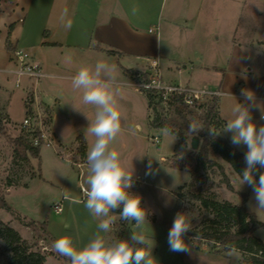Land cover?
Segmentation results:
<instances>
[{"label":"rangeland","instance_id":"374dc122","mask_svg":"<svg viewBox=\"0 0 264 264\" xmlns=\"http://www.w3.org/2000/svg\"><path fill=\"white\" fill-rule=\"evenodd\" d=\"M3 2L0 4V13L12 7L15 0H4ZM184 2L185 0H179L178 9L184 8ZM200 7L199 16L191 20L189 18V22H191L189 25L193 26L192 33L195 36L192 41L186 39L188 48L182 49L189 51L187 58H190L191 61L187 59L186 66L182 64L183 72L181 74H178L177 69H175L169 77L173 82L175 80L177 84L181 83L192 87H202L203 84H207L208 87L213 88L219 83L218 72L212 70L205 73L201 72V66H226L229 69L227 73L230 74L227 82H233L235 76L240 75L249 86L248 90L254 92L255 96H261L264 93L260 91L264 86V11L260 7H264V0H201ZM18 11L17 9L16 12L9 13L0 19L1 42H5L7 38L10 21L15 18L19 19ZM180 24L185 25V22L180 21ZM164 39L166 43L169 42L168 38L164 37ZM14 52L11 56L13 63ZM171 54L177 58L180 55L179 48ZM4 58H6V53L0 52V69L4 67ZM184 58L181 59V62ZM30 60H33L32 55ZM235 60L240 67L233 74V62ZM191 66L195 68L194 72L189 70ZM3 78L4 73L0 72V80ZM23 79L32 81L28 77ZM43 80H40L39 83ZM16 81L18 83L17 76L9 86L12 93H7V96H4L3 91L0 92L1 115L9 118L4 108L6 106L14 124L9 125V118V122L3 120L1 125L3 132L0 136V197L5 198L6 203L12 208V212L0 209V220L18 232L22 239L32 247V251L47 256L48 261L45 264H67L64 258L59 257L52 250V243L62 235H70L79 246H82L96 232L98 224V220L90 215L84 204L80 206L70 204L72 210L68 212L67 209L61 215H57L53 211L54 205L62 201H64V207L67 205L68 202L64 196L69 192L68 190L66 193V188L62 189L61 175L63 171L54 164L56 151L59 150L62 156L64 154H70L72 157L74 155L79 156L78 147L80 144L76 141L64 146L59 145L58 141L53 139L52 145H40L39 158H31L29 162L16 159L14 152L17 146L14 141L17 138L28 136V128L23 127V121L29 116L28 110L32 111L30 114L33 116L32 124L37 126L41 121L45 135L52 137L50 133L51 109L46 104H40L39 111L36 112L33 107L35 99L33 92L27 94L26 91L17 86ZM49 82L54 84L56 88H60L59 93H64V95L62 94L61 108L58 111L56 125L58 133L67 142L74 135H77L76 139L78 137L84 139L89 121L82 112L75 110L73 106L87 112L89 116L94 114V109L81 103V93L72 88L71 80L52 79ZM39 83L35 84L39 85ZM220 90L225 93L220 97V110L225 114L224 119L226 121L231 106L235 103V98L238 102L244 101L243 98L235 96L231 88H226L224 91L223 89ZM239 93L241 91L237 89L236 94ZM25 96H27L26 102ZM117 101L124 118L121 134L112 142L111 147L121 154L129 170L133 166L132 193L141 196V203L148 210L147 220L149 223H145L142 228H136L134 221H126L124 225H121L120 219L116 220L113 224V231L108 234L110 237L113 236L114 229L116 233L122 232V239H127L131 231H143L146 236L155 240L152 254L156 258L157 264H196L195 258L187 260L185 254L170 251L168 232L178 211L191 212L192 215L199 218L193 220V229L199 227L206 218L213 217V214L203 208L199 201L180 200L176 197V193L191 182L190 171L196 170L197 167H199V179L196 187L202 189L204 197L242 205L244 203L241 195H246L247 200L244 205L257 216L259 221L264 223V212L255 213L249 206L250 201L255 203L251 188L247 185L240 188L239 175L220 156L211 155L210 159L219 163L223 167L224 173L218 167H200L197 153L199 148L194 149L191 143L193 136L189 137L186 146L181 143L177 136L173 134L166 136L162 130L152 129L149 126L153 111L149 110L148 99L145 96L135 94L133 89L120 85ZM258 101L264 105V101ZM164 107L171 117H178L177 112L170 109L168 104ZM193 111V114L185 111L188 119L191 122L198 121L204 126L203 111ZM252 116L258 127L264 124L259 109L254 108ZM137 125L140 128L136 127ZM203 131L204 129L199 133ZM221 136L230 138L231 133H221ZM155 137L160 141L158 144L152 139ZM86 138L89 139L90 143L92 142V137ZM26 139L30 142V138ZM237 149L245 153L246 146H240ZM19 150L24 154L22 148ZM149 161H151L150 167ZM144 162L147 165V174L145 175L142 170L144 167L138 165V163ZM81 170L84 174L85 169L83 168L72 169L73 173L69 186L72 196L79 200L83 198V192L78 184ZM185 174L188 175L187 179ZM144 176H146L147 183L142 185L137 181L142 182ZM84 179L83 177L81 179L83 185H85L86 180ZM226 179L231 183L232 190L228 188ZM31 223L37 225L32 226ZM256 235L264 240L263 229L258 230ZM192 243L194 247L198 246L199 250L205 249L215 253L211 247L212 244L207 241L195 239ZM50 251L55 255L50 256ZM219 251L221 252L220 255L231 257L233 264H239L243 258L240 251L231 256L228 252ZM10 258L11 254L0 239V264H8Z\"/></svg>","mask_w":264,"mask_h":264},{"label":"crops","instance_id":"0c3cea01","mask_svg":"<svg viewBox=\"0 0 264 264\" xmlns=\"http://www.w3.org/2000/svg\"><path fill=\"white\" fill-rule=\"evenodd\" d=\"M3 1L0 4L4 3ZM200 1L185 0L184 8L180 10L178 9L179 0H15L12 7L0 13L1 19L9 13L19 10V19L15 18L10 21V26L13 25V28L9 29L5 42L0 40V52L6 53V58L3 60L4 67L0 69V72L4 73V78L0 80V92L3 91L4 96H7V93H12L9 86L15 79L11 73L15 69V64L11 60V56L13 51L19 48L26 49L32 55L33 62L42 68L47 77L44 78L45 82L43 80L39 85L28 79H21L19 85L16 81L17 86L27 94L33 92L34 109L39 111L40 104H46L51 109L50 133L52 139L64 146L74 143L77 141V135L67 142L64 141L56 128L58 111L61 108L62 94L64 95V93H59L60 88H56L49 80H71L80 66L93 65L98 60H105L115 66L118 83L132 90V87L126 85L136 77L131 73L147 75L150 72V62L158 60L164 82L177 84L169 76L175 69L178 74H181L183 72L181 66H186L187 59L191 61L190 58H187L189 51L182 49L188 48L186 39L192 41L195 36L192 33L193 26L189 25L191 23L189 18L191 20L199 16ZM133 7L138 8L135 15L132 13ZM65 9H67V15H64ZM180 21H184L185 25H181ZM69 23L71 27H65ZM164 37L168 38V43ZM177 48L180 50L179 58H175L171 54ZM182 58H184L183 62H181ZM192 63L194 64V62ZM233 63L234 74L240 66L236 60ZM201 68V72L204 73L211 70L218 72L219 83L213 88L223 89V91L226 88H231L234 95H237V89L240 91L249 89L240 75L235 76L233 82H227L230 74L227 73L229 69L226 66L205 65ZM189 70L194 72L195 68L191 66ZM260 91L264 92V86ZM263 95L264 93L261 96ZM4 100L6 102V97ZM218 105L220 117L226 122L225 114L220 110V99ZM4 108L10 118L9 125H14L6 106ZM149 110L151 111L150 108ZM136 127L140 128L139 125ZM225 139L230 141L229 137H225ZM84 141L87 153L91 143L86 137H84ZM79 163L85 169L84 174L83 170L79 172L78 184L82 187L85 185L82 184L81 179L82 177L86 179L88 174L86 157L82 158L80 155L72 157L70 154L62 156L59 150L56 151L54 164L63 171L61 175L62 189L66 188V193L69 190L68 194L64 196L68 203L57 215L64 214L67 209L70 212L72 210L70 204L78 206L84 204L82 201L85 199L74 198L69 188L72 169L77 168ZM138 165L144 167L143 173L147 174L146 163H138ZM137 182L142 185L146 184V176L142 182ZM132 190L131 188L130 191L132 192ZM116 220H119L118 214ZM112 237H116L115 229ZM185 240L192 247L191 254L181 252L182 255L185 254L187 260L195 258L196 264H233L231 257L211 253L205 249L196 250L186 235Z\"/></svg>","mask_w":264,"mask_h":264},{"label":"clouds","instance_id":"9594fccd","mask_svg":"<svg viewBox=\"0 0 264 264\" xmlns=\"http://www.w3.org/2000/svg\"><path fill=\"white\" fill-rule=\"evenodd\" d=\"M260 8L264 11V7ZM137 12L138 8L133 7L132 13L135 15ZM64 15H67V9ZM65 27L70 28L71 24ZM71 84L74 90L81 93V103L94 109V114L89 116L87 112L73 106L88 119L86 137L93 138L86 153L88 174L82 191L84 207L98 220V224L96 232L82 246L72 236L62 235L52 243L51 248L64 257L68 264H157L152 254L155 240L143 231H131L127 239L108 235L113 231L117 210L119 219L134 221L136 228L149 223L148 210L142 205L141 196L130 191L134 183L133 166L129 170L121 154L111 147L121 134L124 118L117 101L120 85L115 76V66L105 60H98L93 65H82L72 76ZM241 96L244 102H238L233 96L235 103L223 128L217 131L214 127H208V131L213 139L221 133H231L230 142L233 146H246L245 168L238 176L240 188L244 185L251 188L255 203L250 201L249 206L255 213H261L264 212V171H261L264 169V124L257 126L252 110L259 109L264 120V105L251 90L242 89ZM204 128L203 124L194 121L189 124L188 131L196 135ZM162 131L166 136L173 134L167 127ZM187 176L185 174L186 179ZM198 219L191 212L178 211L175 214L168 232L170 251L192 253L185 235L193 231V220ZM196 238L194 236L190 240ZM227 247L230 256L239 251L235 245Z\"/></svg>","mask_w":264,"mask_h":264},{"label":"trees","instance_id":"16d2710c","mask_svg":"<svg viewBox=\"0 0 264 264\" xmlns=\"http://www.w3.org/2000/svg\"><path fill=\"white\" fill-rule=\"evenodd\" d=\"M10 28L12 29L13 25ZM131 75L146 77V74L137 72H133ZM148 104L149 108L153 111V117L149 121V126L152 129L163 130L167 127L186 146L188 145L190 136H198L200 138V146L197 151L200 167H218L224 173L223 167L215 160L210 159L211 155H218L231 166L236 174L239 175L243 171L245 168L244 153L240 152L229 140L222 138L220 135L213 139L209 134L208 127H214L217 131H220L225 124L219 114L218 98L210 100L207 106L203 108L202 120L205 128L202 133L196 135L188 131L191 121L188 119L187 114H185V111L193 114V110L182 108L179 102L173 100L168 105L170 109H174L177 112L178 117H171L167 113L162 99L156 94H152L148 98ZM27 114H32V111L28 110ZM3 120L9 122V118L7 116L2 117L0 112V136L3 132V127L1 126ZM36 134L41 135V132L37 130ZM77 141L80 144L78 153L82 158H85L86 143L82 137H78ZM14 142L17 146L14 152L16 159L19 158L25 162H29L31 158L40 157L41 147L32 145L25 137L17 138ZM19 148L24 150V154L20 152ZM261 171H264V169ZM190 173L191 182L182 187L176 193V197L180 200L199 201L203 208L213 214V217L206 218L199 227L194 228L193 231H189L186 236L189 238L196 236L198 237L196 239L199 241L209 242L212 244L211 247L214 249L215 254H220L219 250L228 252L227 246L235 245L243 257L239 264H264V240L256 235L258 230H264V223L259 221L257 216L244 205L247 196L241 195L244 203L242 205H235L229 201L220 202L214 198L204 197L202 189H197L196 187L199 179V167L194 171H190ZM226 181L228 188L232 190L231 183L228 179ZM0 209L12 212V208L6 203L5 198L2 197H0ZM118 212L119 210H117V214ZM125 222L120 219L121 225H124ZM31 224L32 226L37 225L36 223ZM42 226L44 227V225ZM121 234L122 232H117L116 237L121 238ZM0 239L5 243L7 251L11 254L8 264H45L47 261V256L32 251V247L22 239L20 234L2 220H0ZM195 249L199 250V247L195 246ZM49 255L53 256L55 253L50 251ZM66 262L68 264L67 260Z\"/></svg>","mask_w":264,"mask_h":264},{"label":"built area","instance_id":"2783aa9c","mask_svg":"<svg viewBox=\"0 0 264 264\" xmlns=\"http://www.w3.org/2000/svg\"><path fill=\"white\" fill-rule=\"evenodd\" d=\"M13 59L15 69L11 71V73L14 76H17L18 85L24 77L32 79V81L36 84H38L40 80L47 77L42 68L38 64L34 63L33 60H30L31 55L27 50H15ZM149 69L150 72L146 75V77L139 75L127 82L126 85L132 87L135 93L143 95L147 99L150 98L152 94H156L160 99H162L164 105H167L169 102L175 100L176 102H179V105L182 108L197 111L200 110L202 112L203 108L207 106L210 100L214 98L220 99V97L225 94L220 89L211 88L207 85L202 87H192L182 84H166L163 80L162 70L158 60H152L149 65ZM144 85H150V87H144ZM235 96L243 98L241 94H237ZM256 98L264 101V95ZM35 111L38 112V110ZM32 120L33 116L29 115L23 121V127L28 128V136H26V138H30V142L34 146H40L43 144L52 145L53 139L52 137H47L43 132L42 122L40 121L37 126H34L32 124ZM37 130L41 132V135H35ZM152 139L156 144L160 142L157 137ZM77 167L82 168V164H77ZM83 198L85 199L84 194ZM63 208L64 201L54 205L53 211L56 214H60L63 211Z\"/></svg>","mask_w":264,"mask_h":264},{"label":"water","instance_id":"95a60500","mask_svg":"<svg viewBox=\"0 0 264 264\" xmlns=\"http://www.w3.org/2000/svg\"><path fill=\"white\" fill-rule=\"evenodd\" d=\"M191 143H192V147H193L194 149H198L199 146H200V138L197 137V136H194V137L192 138V140H191Z\"/></svg>","mask_w":264,"mask_h":264}]
</instances>
